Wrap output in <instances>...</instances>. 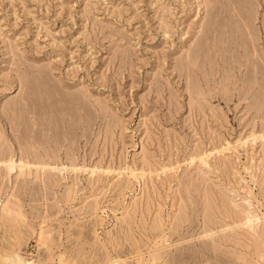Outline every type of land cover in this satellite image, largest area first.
<instances>
[{
    "label": "rangeland",
    "instance_id": "374dc122",
    "mask_svg": "<svg viewBox=\"0 0 264 264\" xmlns=\"http://www.w3.org/2000/svg\"><path fill=\"white\" fill-rule=\"evenodd\" d=\"M0 115V264H264V0H0Z\"/></svg>",
    "mask_w": 264,
    "mask_h": 264
},
{
    "label": "bare ground",
    "instance_id": "6f19581e",
    "mask_svg": "<svg viewBox=\"0 0 264 264\" xmlns=\"http://www.w3.org/2000/svg\"><path fill=\"white\" fill-rule=\"evenodd\" d=\"M248 68H249V67H248ZM254 73H255V72H254ZM253 75H254V74H253ZM0 116H1V115H0ZM5 116H6V115H5ZM1 117H2V116H1ZM38 120H39V119H38ZM46 125H47V124H46ZM48 134H49V133H48ZM246 223H249V224H250V223H251V220L248 218ZM249 224H248V225H249ZM244 225H245V224H244ZM248 225H247V226H248ZM250 225H251V224H250ZM250 225H249V226H250ZM260 259H261V258H260ZM2 260H3V259H2ZM6 260H7V259H6ZM8 260H9V259H8ZM10 261H11V260H10ZM12 261H13V260H12ZM16 261H17V260H16ZM17 262H19V261H17ZM2 264H3V263H2ZM10 264H11V263H10Z\"/></svg>",
    "mask_w": 264,
    "mask_h": 264
}]
</instances>
